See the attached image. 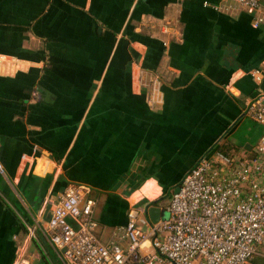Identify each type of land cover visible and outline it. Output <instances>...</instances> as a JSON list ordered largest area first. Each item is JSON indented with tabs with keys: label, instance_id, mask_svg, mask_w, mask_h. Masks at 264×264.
Listing matches in <instances>:
<instances>
[{
	"label": "crops",
	"instance_id": "obj_1",
	"mask_svg": "<svg viewBox=\"0 0 264 264\" xmlns=\"http://www.w3.org/2000/svg\"><path fill=\"white\" fill-rule=\"evenodd\" d=\"M229 7L0 0V264H64L44 230L68 185L96 202L97 239L126 248L130 209L148 230L212 150L252 157L264 21Z\"/></svg>",
	"mask_w": 264,
	"mask_h": 264
},
{
	"label": "built area",
	"instance_id": "obj_2",
	"mask_svg": "<svg viewBox=\"0 0 264 264\" xmlns=\"http://www.w3.org/2000/svg\"><path fill=\"white\" fill-rule=\"evenodd\" d=\"M226 1L259 14L256 27L263 23L260 0ZM246 114L264 127V94ZM254 153L252 159L219 153L203 158L182 180L168 217L148 230L137 225L140 211L130 209L120 229L126 248L97 239L96 202L74 184L64 190L44 231L64 264H264V133Z\"/></svg>",
	"mask_w": 264,
	"mask_h": 264
},
{
	"label": "water",
	"instance_id": "obj_3",
	"mask_svg": "<svg viewBox=\"0 0 264 264\" xmlns=\"http://www.w3.org/2000/svg\"><path fill=\"white\" fill-rule=\"evenodd\" d=\"M179 192H180V188L177 189L176 194ZM148 214L151 222L154 224L158 223L161 220V218L165 219L168 217L167 211H162L160 208H154V207L148 210Z\"/></svg>",
	"mask_w": 264,
	"mask_h": 264
},
{
	"label": "trees",
	"instance_id": "obj_4",
	"mask_svg": "<svg viewBox=\"0 0 264 264\" xmlns=\"http://www.w3.org/2000/svg\"><path fill=\"white\" fill-rule=\"evenodd\" d=\"M263 133H264V132H263ZM262 136H263V134H262ZM262 136H261V137H262ZM260 139H261V138H260ZM259 142H260V141H259ZM259 142H258V143H259ZM257 145H258V144H257ZM257 145H256V146H257ZM224 146H225V145L221 146L219 149L212 150V152L215 151L214 153H219V154H221V155H223V156H225V157H228V158L235 157L233 154H229V150L226 149V148H224ZM255 148H256V147H255ZM254 150H255V149H254ZM254 150H253V153H252V155H251L252 157H250L251 159L255 156ZM214 153H213V154H214ZM196 165H197V164H196ZM196 165H195V166H196ZM195 166H194V167H195ZM194 167H193V168H194ZM193 168H192V169H193ZM165 193H166V194H165V196H166L168 192H165ZM154 204H157V202H155Z\"/></svg>",
	"mask_w": 264,
	"mask_h": 264
},
{
	"label": "rangeland",
	"instance_id": "obj_5",
	"mask_svg": "<svg viewBox=\"0 0 264 264\" xmlns=\"http://www.w3.org/2000/svg\"><path fill=\"white\" fill-rule=\"evenodd\" d=\"M139 226H140L143 230H146V229H145V221H144V219H140Z\"/></svg>",
	"mask_w": 264,
	"mask_h": 264
}]
</instances>
